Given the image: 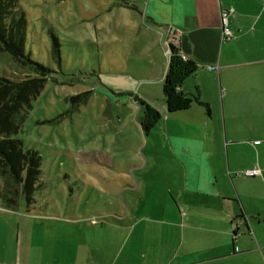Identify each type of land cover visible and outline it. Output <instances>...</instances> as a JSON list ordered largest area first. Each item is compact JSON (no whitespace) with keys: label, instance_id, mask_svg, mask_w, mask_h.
<instances>
[{"label":"crops","instance_id":"obj_1","mask_svg":"<svg viewBox=\"0 0 264 264\" xmlns=\"http://www.w3.org/2000/svg\"><path fill=\"white\" fill-rule=\"evenodd\" d=\"M128 3L151 35L147 55L161 86L169 44L196 67L178 88L196 97L188 107L170 110L161 89V146L175 166L163 200L100 226L91 219L61 240L58 219L0 208V264H264V0ZM230 7L226 40L219 14ZM254 166L258 176L242 174Z\"/></svg>","mask_w":264,"mask_h":264},{"label":"rangeland","instance_id":"obj_2","mask_svg":"<svg viewBox=\"0 0 264 264\" xmlns=\"http://www.w3.org/2000/svg\"><path fill=\"white\" fill-rule=\"evenodd\" d=\"M131 1L142 2L19 0L27 20L24 52L51 72L14 135L41 157L32 200L20 197L16 207L58 219L59 240L80 234L91 219L100 226L133 208L141 211L143 201L157 205L166 172L175 168L161 146L168 110L149 65L152 38L139 12L123 5ZM26 71L0 52L1 76L19 80ZM142 101L152 107L148 116ZM59 247L66 246L59 241Z\"/></svg>","mask_w":264,"mask_h":264},{"label":"trees","instance_id":"obj_3","mask_svg":"<svg viewBox=\"0 0 264 264\" xmlns=\"http://www.w3.org/2000/svg\"><path fill=\"white\" fill-rule=\"evenodd\" d=\"M124 6L132 7L128 2ZM27 20L19 0H0V52L6 51L27 73L19 80L0 75V208L15 210L20 197L29 204L38 187L41 157L33 149H24L14 135L19 131L32 106V100L43 90L51 70L34 61L24 52ZM59 55V43L52 36ZM169 61L162 80V89L170 110L188 107L195 96L178 89L191 75L194 63L183 60L177 48L169 44ZM147 115L152 109L146 105ZM154 118L157 113H153ZM142 122L143 129L146 128Z\"/></svg>","mask_w":264,"mask_h":264},{"label":"built area","instance_id":"obj_4","mask_svg":"<svg viewBox=\"0 0 264 264\" xmlns=\"http://www.w3.org/2000/svg\"><path fill=\"white\" fill-rule=\"evenodd\" d=\"M233 13V8L221 9L219 14L221 34L223 39H230L233 36V32L229 26V16ZM174 32L178 33L179 28H175ZM169 54V50L167 51ZM180 57L183 60H186L185 55L180 54ZM209 70H214L212 67H208ZM242 174L245 176H258L260 174V169L257 166H254L250 169H245L242 171Z\"/></svg>","mask_w":264,"mask_h":264}]
</instances>
